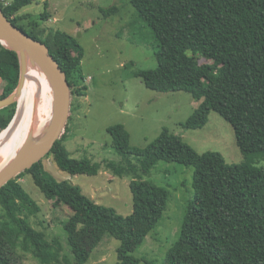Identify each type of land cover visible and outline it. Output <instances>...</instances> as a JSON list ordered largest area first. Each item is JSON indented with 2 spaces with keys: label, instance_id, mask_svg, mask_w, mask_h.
<instances>
[{
  "label": "trees",
  "instance_id": "16d2710c",
  "mask_svg": "<svg viewBox=\"0 0 264 264\" xmlns=\"http://www.w3.org/2000/svg\"><path fill=\"white\" fill-rule=\"evenodd\" d=\"M38 1L42 0L0 1V9L13 25L47 46L66 75L71 96H86L78 41L20 13ZM130 5L153 35L156 59L154 69H139L134 77L150 90L182 91L198 102L181 124L184 129H201L211 111L218 114L232 126L244 162L231 165L218 152L197 153L166 128L138 149L130 145L122 125L111 126L106 132L112 149L125 163L116 172L134 176L128 184L131 214L122 216L95 204L78 186L46 171L43 158L0 189V264H25L13 258L18 247L37 261L33 264L58 262V249L53 250L44 234L22 217L25 210H39L19 182L25 175L53 207L68 211L73 264H85L106 236L119 241L115 264H140L132 254L155 228L168 200L165 189L142 179L159 161L193 169L192 196L177 239L161 264H264V169L255 165V160H264V0H130ZM117 11L113 6L103 15ZM40 17L45 20V14ZM18 75L16 53L0 44V99L15 89ZM14 111L15 105L0 110V131ZM68 131L69 127L47 156L70 176H96L99 164L69 156Z\"/></svg>",
  "mask_w": 264,
  "mask_h": 264
},
{
  "label": "rangeland",
  "instance_id": "374dc122",
  "mask_svg": "<svg viewBox=\"0 0 264 264\" xmlns=\"http://www.w3.org/2000/svg\"><path fill=\"white\" fill-rule=\"evenodd\" d=\"M3 2L8 3V0ZM113 6L118 8L115 14L103 15V11ZM20 13L26 14L28 21L49 30L67 33L83 49L80 68L87 92L83 97L71 96L65 147L71 158L88 159L100 167L96 176H70L59 171L47 156L43 159L44 167L56 179L78 186L95 204L122 216L131 214L128 184L134 176L131 172H116V168L125 167V163L113 151L112 140L106 132L114 125H122L129 134L130 145L138 149L145 148L166 128L197 153L218 152L225 163L231 165L244 162L232 126L218 114L211 111L201 129H184L181 124L198 102L182 91L150 90L140 78L134 77L139 69H154L156 59L153 35L131 7L130 0H42L23 8ZM42 14H45L44 21ZM44 84L42 81L41 89L45 93L47 84ZM255 161H259L256 166L264 169V160ZM192 173L191 167L159 161L142 177L165 189L168 200L161 219L132 254L141 260L140 264H161L166 251L177 239L192 196ZM19 182L39 208L35 214L23 211L22 217L44 234L53 250L58 249L56 264H65L64 257L72 263L66 229L68 211L53 207L52 201L46 200L35 187L30 175L21 177ZM118 246L119 241L106 236L85 264H115ZM13 258L17 263L20 260L25 264L37 263L20 247Z\"/></svg>",
  "mask_w": 264,
  "mask_h": 264
},
{
  "label": "water",
  "instance_id": "95a60500",
  "mask_svg": "<svg viewBox=\"0 0 264 264\" xmlns=\"http://www.w3.org/2000/svg\"><path fill=\"white\" fill-rule=\"evenodd\" d=\"M0 44L16 53L19 65L18 82L15 89L0 99V110L15 105L14 114L7 126L0 131L6 133L17 115L18 99L23 94L27 78L40 73L47 82L51 95L49 121L35 140L27 139L23 146L0 168V189L22 172L49 155L54 143L68 127L71 91L65 73L50 55L47 46L29 37L8 20L0 9Z\"/></svg>",
  "mask_w": 264,
  "mask_h": 264
},
{
  "label": "bare ground",
  "instance_id": "6f19581e",
  "mask_svg": "<svg viewBox=\"0 0 264 264\" xmlns=\"http://www.w3.org/2000/svg\"><path fill=\"white\" fill-rule=\"evenodd\" d=\"M43 76L33 73L27 78L15 120L9 130L0 135V168L9 162L27 139L36 140L46 127L51 110V95L47 84L42 91ZM44 84V85H45Z\"/></svg>",
  "mask_w": 264,
  "mask_h": 264
},
{
  "label": "built area",
  "instance_id": "2783aa9c",
  "mask_svg": "<svg viewBox=\"0 0 264 264\" xmlns=\"http://www.w3.org/2000/svg\"><path fill=\"white\" fill-rule=\"evenodd\" d=\"M2 2L4 1V0H1Z\"/></svg>",
  "mask_w": 264,
  "mask_h": 264
}]
</instances>
